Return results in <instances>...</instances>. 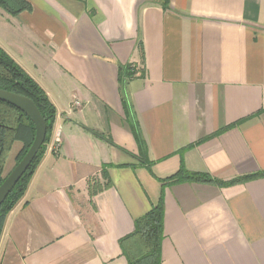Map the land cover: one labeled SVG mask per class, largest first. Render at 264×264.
<instances>
[{"label": "crops", "instance_id": "obj_1", "mask_svg": "<svg viewBox=\"0 0 264 264\" xmlns=\"http://www.w3.org/2000/svg\"><path fill=\"white\" fill-rule=\"evenodd\" d=\"M23 1L1 48L64 110L0 264H128L120 240L161 201L162 264H264V177L243 180L264 172V0Z\"/></svg>", "mask_w": 264, "mask_h": 264}, {"label": "trees", "instance_id": "obj_2", "mask_svg": "<svg viewBox=\"0 0 264 264\" xmlns=\"http://www.w3.org/2000/svg\"><path fill=\"white\" fill-rule=\"evenodd\" d=\"M0 7L11 15H17L31 6L23 0H0ZM120 81H128L135 76L130 65L120 67ZM0 89L31 99L39 109L47 124L45 143L30 168L16 184L0 207V240L8 215L23 200L36 170L41 164L51 142L57 111L45 91L38 83L0 47ZM141 146L143 158L140 161L149 167L142 140L133 130ZM35 125L29 117L17 108L0 101V186L4 182V169L8 156L16 142L23 145L17 157V164L23 159L35 138ZM104 177L107 173L103 171ZM264 177V172L247 176L243 180ZM171 183L200 182L213 183L215 179L207 174L190 173L181 170L170 179ZM96 181L90 182L91 195L96 193ZM108 186V184L106 185ZM96 190V189H95ZM162 201L148 214L135 221L134 231L120 240V246L128 264H162L161 246L164 239V211Z\"/></svg>", "mask_w": 264, "mask_h": 264}, {"label": "water", "instance_id": "obj_3", "mask_svg": "<svg viewBox=\"0 0 264 264\" xmlns=\"http://www.w3.org/2000/svg\"><path fill=\"white\" fill-rule=\"evenodd\" d=\"M0 101L7 103L31 119L35 125V138L23 159L15 166L0 186V207L3 205L16 184L27 172L45 143L47 124L34 102L21 95L0 89Z\"/></svg>", "mask_w": 264, "mask_h": 264}, {"label": "rangeland", "instance_id": "obj_4", "mask_svg": "<svg viewBox=\"0 0 264 264\" xmlns=\"http://www.w3.org/2000/svg\"><path fill=\"white\" fill-rule=\"evenodd\" d=\"M0 9L2 8L0 7ZM6 28H7V24L5 23V21L1 19L0 16V47H4L7 52H12V47L10 42H12L13 39L16 40L17 37L10 30H9L10 32H8ZM63 108L64 107H61L60 109L56 108L57 114L58 112H63L64 110Z\"/></svg>", "mask_w": 264, "mask_h": 264}, {"label": "built area", "instance_id": "obj_5", "mask_svg": "<svg viewBox=\"0 0 264 264\" xmlns=\"http://www.w3.org/2000/svg\"><path fill=\"white\" fill-rule=\"evenodd\" d=\"M78 104V103H77Z\"/></svg>", "mask_w": 264, "mask_h": 264}]
</instances>
